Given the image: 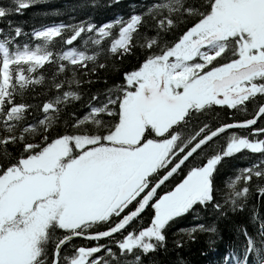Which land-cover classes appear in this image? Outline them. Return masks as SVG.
Masks as SVG:
<instances>
[{
  "label": "snow or ice",
  "instance_id": "snow-or-ice-1",
  "mask_svg": "<svg viewBox=\"0 0 264 264\" xmlns=\"http://www.w3.org/2000/svg\"><path fill=\"white\" fill-rule=\"evenodd\" d=\"M39 2L0 5V20ZM114 29L111 53L126 56L141 36V62L114 68L120 83L103 100L91 97L100 106L89 103V115L63 119L82 99L66 87L80 85L78 70L95 71L88 69L94 56L69 48L43 119L32 124L24 92L44 82L38 70L53 53L21 46L26 33L10 21L0 28V264H144L177 218L209 208L224 216L226 205L236 213L254 189L264 199V0H156L126 20L53 25L34 36L70 31L65 43L73 45L94 33L99 45ZM229 111L215 126L202 119ZM245 150L259 160L229 174L225 199L222 162ZM238 230L243 252L226 253L223 264H264V220L255 235ZM75 238L97 243L69 253Z\"/></svg>",
  "mask_w": 264,
  "mask_h": 264
},
{
  "label": "trees",
  "instance_id": "trees-1",
  "mask_svg": "<svg viewBox=\"0 0 264 264\" xmlns=\"http://www.w3.org/2000/svg\"><path fill=\"white\" fill-rule=\"evenodd\" d=\"M155 2L156 0H118L116 3H113V0H41L20 13L14 12L7 19L0 20V28L7 31L10 21L13 27L19 26L26 33L18 41L21 46L27 44L33 50L39 46L41 50L53 53L52 62H46L44 67L38 70V74L42 73L45 76L44 82L29 85L24 92L23 99L33 105L28 122L35 124L39 119H43L42 104L52 96V92L49 91L51 78L60 63V55L69 48L86 51L88 55L94 56L95 60L88 62V69H95V71L78 70L76 79L81 81L80 85L73 84L71 88L66 87L65 90L77 92L82 99L69 103L62 114L63 119H70L73 113L81 119L83 116L89 115V103H96V106H100L98 102L92 101L91 97L98 94L103 100L107 89L120 83L119 74L114 71V68L133 67L141 62L143 54V50L139 48L142 37L136 36L133 42L137 47L133 48L132 52L124 57L113 55L110 48L114 39L118 38V29H114L110 36L104 37L99 45L93 43L97 39L94 33L82 34L81 38H78L73 45H67L65 40L71 35L70 31L64 32L63 38L54 37L47 41L43 38H35V31L60 24L79 25L82 21H90L99 27L118 18L126 20L132 14L145 13L148 7ZM11 4L12 0H0V5ZM151 34L155 35V32L153 31ZM85 41H88L87 44ZM101 64L105 67L100 68ZM88 81L91 83L89 84ZM230 115L231 111L227 114L221 112L219 120H214L211 115L202 119L208 120L215 126L219 122L228 120ZM90 123L91 121H89ZM61 131H64L62 127ZM232 131L238 135H247L244 130ZM258 160L259 154H253L247 150L235 154L232 158H225L221 168V173L225 175L223 183L225 199L228 192L231 191L228 184L234 178L229 174L233 171L238 174L239 169L251 166L254 161ZM223 202L222 200L221 203ZM227 208L228 205L225 206L224 216L209 208L198 209V215L190 214L177 218V221L167 229L164 245L142 256L144 264H223L226 253H230L234 257L242 254L245 237L240 234L238 229L240 226H244L250 235L257 233L260 222L264 220V199H259L255 195L254 189L253 194L247 200V205L242 210L233 213ZM147 219L146 217L145 221ZM199 225L215 226L216 231L196 230L193 232L192 229L194 227L198 229ZM213 241L214 243H211ZM105 242L107 241L100 243ZM96 243L93 241L89 245L88 241L75 238L66 251L70 253L73 245L95 246ZM132 259L134 258L130 256L129 260Z\"/></svg>",
  "mask_w": 264,
  "mask_h": 264
}]
</instances>
